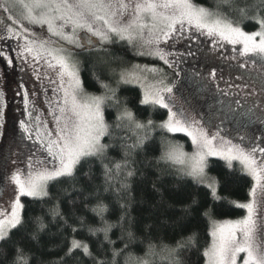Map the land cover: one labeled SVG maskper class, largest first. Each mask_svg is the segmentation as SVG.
<instances>
[{
    "label": "snow or ice",
    "instance_id": "snow-or-ice-1",
    "mask_svg": "<svg viewBox=\"0 0 264 264\" xmlns=\"http://www.w3.org/2000/svg\"><path fill=\"white\" fill-rule=\"evenodd\" d=\"M0 9L5 13H16L0 19L4 35L0 39L23 41L18 44L21 49L18 56L31 54L34 61L47 57V65L59 69V91L61 99L55 101V108L50 114L55 122V135L48 129L47 122L40 115H28L35 127V139L43 145L47 154L45 160L33 159L29 156L25 168H18L9 177L8 182L13 187L12 196L5 204H0V264H53L52 261L37 260L32 248H27L23 241L39 245L45 235L63 237V244L55 247L63 251L54 264H117V257L124 254L131 245L142 243L141 235L135 228V218L131 215L130 179L137 174L133 159L142 149L148 139V130L155 127L152 120L139 121L127 108L117 94L118 89L112 88L102 80L110 64L109 59L99 58L94 66L95 81L104 89L103 95L85 93L83 81L80 78L79 50H93L97 43L102 46L111 44L113 37L137 46L140 56H152L165 65L172 67L169 57L175 54L161 47L169 40L179 41L186 34L191 38L195 29L208 37L218 36L231 44H242L241 55L260 57L264 62V0L247 4L239 8L241 15L255 21L259 30L251 33L243 31L238 26L220 17L218 13L198 6L192 0H136L134 4L126 0H2ZM129 9H131L129 11ZM161 9H171L170 13ZM251 15H248L249 12ZM127 15V22H122ZM9 21L8 22H5ZM35 26L43 30L40 35ZM83 32L85 35H81ZM53 37L55 39H53ZM87 37V39H85ZM95 37L94 41L92 38ZM251 54V55H250ZM9 66L13 59L0 50ZM253 63H256L253 60ZM136 69L139 66H134ZM145 71L153 74L162 73V69L152 68ZM214 76L215 73L213 72ZM37 71V79H39ZM67 78V87L65 79ZM139 83L143 88L142 104L158 105L168 110V118L160 127L171 132H186L192 137L200 151L193 162L184 170L197 186L211 189L213 199L216 195L217 181L206 172V156L221 154L227 160H239L247 173L253 178V186L249 191V201L239 204L246 209V215L236 221H225L216 224L211 232L212 241L205 248L202 256L205 264H264V139L245 146L243 143L230 145L226 150L217 153L207 133L195 127V121L185 113L173 112L170 102H166L165 94L172 93V87L163 79L152 83L147 75L133 70L119 74L118 84ZM50 83H56L50 79ZM57 89H53L56 93ZM2 96V93H0ZM25 105L28 104L27 91L24 92ZM106 107L118 110L113 124H109L105 116ZM123 123L142 132L132 143H124L123 163L108 160L110 149L115 144L104 143V138L111 137L110 129L119 128ZM43 125V128H41ZM20 128L33 139L29 126L20 121ZM240 140L243 142L244 137ZM184 153L176 148H170L160 160L173 164H184ZM90 160L96 161L102 170L103 185L94 186L98 179L92 166L84 170V165ZM107 161V162H106ZM67 185L55 193L49 191V185ZM81 185V187H77ZM153 189L159 191L156 184ZM97 202L93 211L100 218L99 226L76 219L73 223L86 227L89 237L94 238L95 248L85 240L77 239L80 228L68 223L71 216L65 218L60 208L61 197L75 204L73 194L81 197L85 192ZM109 192L117 197L119 214L114 222L105 219L109 211L103 203L104 193ZM22 198L43 201L51 204L44 215H29V207ZM202 202L194 193L188 204L182 209L186 217L200 212ZM203 214L211 218L212 209L203 208ZM51 217V219H47ZM63 225V228L61 227ZM52 228L57 232L53 233ZM152 225L144 226V233L150 232ZM118 231L117 238L112 236ZM65 231L72 234L71 239L64 235ZM119 242L122 247H117ZM198 234L191 232L180 236L172 244L166 245L169 264H185L188 253L197 248ZM155 246L149 242L147 255L154 254ZM125 264H150L143 258L126 257Z\"/></svg>",
    "mask_w": 264,
    "mask_h": 264
},
{
    "label": "trees",
    "instance_id": "trees-1",
    "mask_svg": "<svg viewBox=\"0 0 264 264\" xmlns=\"http://www.w3.org/2000/svg\"><path fill=\"white\" fill-rule=\"evenodd\" d=\"M198 5L209 8L214 13H218L221 17L227 19L233 24L240 25L247 31L259 29V25L241 15L239 8L244 7L245 3L254 4L258 0H192ZM250 11L248 15H251ZM105 51L101 50V46L97 43L96 47L89 50H79V68L80 78L83 81L84 89L98 93L104 92L99 84L95 81L93 71L99 58H105L113 61L106 72L102 82L109 84L110 87L118 89L117 94L120 99L125 102L127 107L135 117L142 122L152 120L155 127L148 130V139L142 149L137 150L138 154L133 157L136 161L134 167L137 174L129 181L131 185L130 193L133 197L131 202V215L135 218V228L141 235L142 243L134 244L121 256L117 257V264H125L126 257L130 254L132 257L143 258L148 260L150 264H169V258L166 245L172 244L180 236H186L191 232L198 234L197 248L188 253L185 264H205L202 252L211 244V223L213 218L227 219L241 217L246 213V209L238 207L239 204L249 199V191L253 186V179L246 173L237 162H227L219 157H212L208 161V171L217 180L218 199H213L211 189L204 186H197L193 181L185 176L184 170L178 165L171 162L160 160L167 152V142L171 139V133L160 125L163 123L168 114V110L158 105H145L141 103L143 98L142 89L132 84H118V71L125 64L134 62L154 63L153 59L137 54L135 49L124 41L114 39L111 44L102 46ZM9 71H7L8 73ZM8 77H10L7 74ZM193 85V84H192ZM118 113L115 107H106L105 116L109 124H113ZM111 137H105L104 143H111L117 147L110 149L107 156L108 160L123 163L124 143H132L137 135L142 132L130 127L127 123H123L121 127H113L110 129ZM180 139H185L186 146L191 147L188 136L178 134ZM107 162V161H106ZM91 165L98 179L95 180L94 186L103 185L104 177L102 170L96 161L90 160L84 165L86 171ZM156 184L159 191L153 189ZM67 185H49V191L55 193ZM78 188L81 185L77 186ZM196 194L202 202L200 212L193 213L191 217H186L182 209L188 204L192 194ZM75 204L71 200L61 197L60 208L64 213L68 223L73 227L80 228L76 233V238L85 240L95 248L94 238L89 237L86 227H81L73 223L76 219H83L86 223L93 226H99L100 218L93 209L96 208V200L88 195L86 191L81 197L73 194ZM29 207V215H44L51 204L43 201L31 200L23 198ZM103 203L108 206L109 211L105 214V219L114 222L116 215L119 214V203L117 197L109 192L104 193ZM203 208H211L212 216L203 214ZM51 219V217H47ZM152 225L150 232L144 233V226ZM63 228V225H61ZM52 232L56 233L57 229L52 228ZM112 239H116L119 234L114 230ZM65 236L71 239L72 234L65 231ZM63 237L45 235L39 245H33L31 242L24 240L23 243L27 248H32L37 260L45 262H54L63 255L60 248L55 247L63 244ZM151 242L154 248V254L147 255L148 244ZM117 247L122 245L117 242Z\"/></svg>",
    "mask_w": 264,
    "mask_h": 264
},
{
    "label": "rangeland",
    "instance_id": "rangeland-1",
    "mask_svg": "<svg viewBox=\"0 0 264 264\" xmlns=\"http://www.w3.org/2000/svg\"><path fill=\"white\" fill-rule=\"evenodd\" d=\"M126 2L131 6L136 0H126ZM205 8L211 11L209 8ZM161 11L170 13L171 9H161ZM10 14L15 18V12L5 13L0 9V19H5ZM128 19L129 17L125 15L122 22L126 23ZM5 22L10 23L6 20ZM233 26H238L248 33L259 30L247 31L240 25L233 24ZM35 30L38 34L44 35L43 30L39 29L38 26H35ZM80 34L85 35L83 32ZM3 35V25H0V36ZM190 35L191 38H189V34H186L178 42L169 40L166 45H161V47L175 54L169 57L173 61L172 67L165 65L159 59L145 55V57L153 59L154 63L138 61L125 64L120 68L118 74L135 70L142 75H147L148 81L152 83L163 79L165 84L173 89L172 93L165 94L166 102H170L172 111L177 113L178 118H181L179 116L180 112L185 113L189 119L195 121L196 128L207 133L210 139L215 137L212 146L217 153L226 150L230 146L229 141L233 145L243 143L245 146L253 142L259 143L260 140L264 139V62L261 61L260 57L253 56L250 59L249 56L241 55L242 44H231L218 36L208 37L200 34L195 29L192 30ZM53 39L55 38L53 37ZM92 39L96 40L95 37ZM114 39L119 40L116 37H113ZM124 42L129 44L127 41ZM22 43V40L18 42L14 39H0V50H3L7 56L13 59L12 65L9 66L5 58L1 57L5 61L6 71H9L7 74L10 76L7 79L6 96L3 89L5 77L1 76L2 97L0 99V119L7 112V97L11 106L9 112L11 127L7 136V142L9 143V137L13 135L9 176L18 168H25L28 157L33 156V154H35L33 159L38 158L45 160V163H47V154L43 145L35 139L36 126L32 123L28 113L32 112L34 116L40 115L41 120L47 122V127L53 131L54 136L56 125L50 111L56 106L54 102L60 100L62 96L59 91V69L49 68L46 61L50 58L47 57H42L36 62L31 54H26V59L24 56H18L17 53L21 51L18 44ZM129 45L137 52L136 45ZM77 59L79 60V57ZM253 60L256 63H253ZM137 65L139 66L138 69L134 67ZM145 66L147 69H162V73L146 72ZM37 71L39 79H37ZM213 72L215 73L214 76L212 75ZM4 73L6 74V72ZM50 79L56 81V83H50ZM129 84L139 86L142 92L144 91L139 83ZM65 87H67V78L65 79ZM53 89H57L56 93L53 92ZM25 91H27V105H25ZM84 91L87 94L96 96L104 94V92L94 93L86 89ZM167 118L168 114L162 122L166 121ZM20 121H24L32 130V140H29L27 134L23 133L20 128ZM41 128H43V125H41ZM169 132L172 136L167 142V151L174 147L185 154L183 157L185 163L178 164L185 170L193 162V158L200 149L186 132ZM178 134L188 136L191 143L190 148L186 146L185 139H180ZM241 136L244 137L243 142L240 140ZM212 157H219L230 163L237 162L247 173L244 165L239 160L229 161L221 154L207 155V165ZM206 172L209 176L214 177L209 173L207 167ZM12 192L13 187L8 182L6 202L12 196ZM217 193L216 186V195H218ZM249 199L242 202V204L247 203ZM6 202L4 201L5 206ZM246 214L236 218H213L211 232L216 224L225 221H236Z\"/></svg>",
    "mask_w": 264,
    "mask_h": 264
},
{
    "label": "flooded vegetation",
    "instance_id": "flooded-vegetation-1",
    "mask_svg": "<svg viewBox=\"0 0 264 264\" xmlns=\"http://www.w3.org/2000/svg\"><path fill=\"white\" fill-rule=\"evenodd\" d=\"M7 67L5 64V61L0 57V93H2V82H1V76L5 77L3 82V89L5 92V96L7 94V84H8V76ZM6 72V74L4 73ZM6 80V81H5ZM2 96H0L1 99ZM8 97H7V112L4 114L3 118L0 119V204H4V201L6 202V195H7V186H8V180L7 177H9V171H10V162H11V155H12V146H11V140L13 138V135L9 137V143L7 142V136L10 132V108ZM2 122V124H1ZM12 132V131H11ZM17 139V138H16Z\"/></svg>",
    "mask_w": 264,
    "mask_h": 264
}]
</instances>
